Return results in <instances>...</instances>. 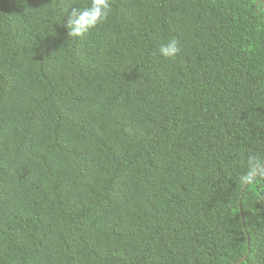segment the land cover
I'll return each mask as SVG.
<instances>
[{
	"label": "trees",
	"instance_id": "trees-1",
	"mask_svg": "<svg viewBox=\"0 0 264 264\" xmlns=\"http://www.w3.org/2000/svg\"><path fill=\"white\" fill-rule=\"evenodd\" d=\"M65 3L0 0V264H264V0H109L71 38Z\"/></svg>",
	"mask_w": 264,
	"mask_h": 264
},
{
	"label": "clouds",
	"instance_id": "clouds-1",
	"mask_svg": "<svg viewBox=\"0 0 264 264\" xmlns=\"http://www.w3.org/2000/svg\"><path fill=\"white\" fill-rule=\"evenodd\" d=\"M74 4L72 0H66L63 15L59 22L67 30L70 38L83 36L105 21L110 12L109 0H89L81 8L72 7ZM69 8H71L70 12H68ZM65 13H67L66 19ZM158 51L165 58L175 57L181 51L180 43L178 39L173 38L166 44H162ZM257 178H264V155L248 158L247 170L239 177V186L243 188L253 184Z\"/></svg>",
	"mask_w": 264,
	"mask_h": 264
}]
</instances>
